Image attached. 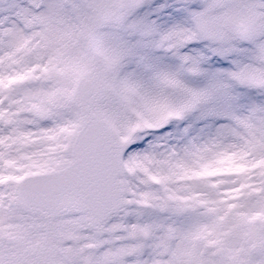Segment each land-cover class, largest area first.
Segmentation results:
<instances>
[{"label":"snow or ice","instance_id":"6c2138e0","mask_svg":"<svg viewBox=\"0 0 264 264\" xmlns=\"http://www.w3.org/2000/svg\"><path fill=\"white\" fill-rule=\"evenodd\" d=\"M0 264H264V0H0Z\"/></svg>","mask_w":264,"mask_h":264}]
</instances>
